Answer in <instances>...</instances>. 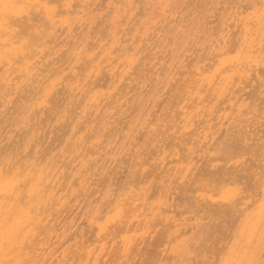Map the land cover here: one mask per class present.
<instances>
[{
  "label": "bare ground",
  "instance_id": "obj_1",
  "mask_svg": "<svg viewBox=\"0 0 264 264\" xmlns=\"http://www.w3.org/2000/svg\"><path fill=\"white\" fill-rule=\"evenodd\" d=\"M0 264H264V0H0Z\"/></svg>",
  "mask_w": 264,
  "mask_h": 264
}]
</instances>
